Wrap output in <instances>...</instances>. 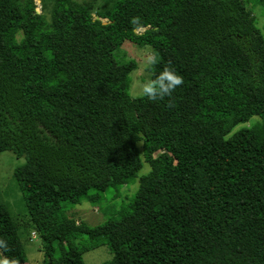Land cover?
I'll use <instances>...</instances> for the list:
<instances>
[{
  "label": "trees",
  "instance_id": "16d2710c",
  "mask_svg": "<svg viewBox=\"0 0 264 264\" xmlns=\"http://www.w3.org/2000/svg\"><path fill=\"white\" fill-rule=\"evenodd\" d=\"M40 4L0 0V153L26 160L14 175L43 264H85L103 245L105 264H264V34L247 2ZM126 42L160 57L151 75L170 64L183 84L155 102L131 97L134 68L116 56ZM144 163L118 217L91 227L66 214L101 205ZM0 242L26 264L1 190Z\"/></svg>",
  "mask_w": 264,
  "mask_h": 264
},
{
  "label": "rangeland",
  "instance_id": "374dc122",
  "mask_svg": "<svg viewBox=\"0 0 264 264\" xmlns=\"http://www.w3.org/2000/svg\"><path fill=\"white\" fill-rule=\"evenodd\" d=\"M79 2L94 1L101 4L103 0H76ZM247 6L253 11L257 19V25L264 34V3H256L255 0H245ZM38 3V0H37ZM263 3V4H262ZM39 4V3H38ZM41 4L38 5L40 10ZM153 55V49L148 46L139 47L133 43H124L117 51L116 56L124 63L131 65L134 69L129 75L130 82L128 93L133 98H138L132 94L130 87L134 79H144L150 76V72L144 70V62L147 56ZM262 118L254 116L248 122L237 125L232 132L226 137L231 138L235 133L246 127L252 126L253 123L262 122ZM25 158H18L12 151L0 153V190L3 199L8 205L12 217L19 226L21 239L27 255L26 264H43V240L36 228L30 223V215L25 199L24 192L15 178V170L25 163ZM150 171V165L144 163L143 169L138 173L136 179L130 184L120 187L117 192L109 189L104 194V200L101 205L95 206L89 201H84L82 204L68 206L66 214L78 222H84L91 227H96L104 224L111 218L118 217L121 210L128 209L132 203L138 189L139 179ZM77 244L88 243L89 238L82 236L75 241ZM113 255L106 245L97 249L91 250L84 254L85 264H105L111 261ZM7 261L0 254V264ZM8 262V261H7ZM8 264H10L8 262Z\"/></svg>",
  "mask_w": 264,
  "mask_h": 264
},
{
  "label": "clouds",
  "instance_id": "9594fccd",
  "mask_svg": "<svg viewBox=\"0 0 264 264\" xmlns=\"http://www.w3.org/2000/svg\"><path fill=\"white\" fill-rule=\"evenodd\" d=\"M161 63L158 55L147 56L144 62V70L152 72V68ZM183 77L170 64L163 65L159 72H154L144 79H134L130 85L132 94L135 96L146 98L150 102L170 97L172 92L181 84ZM2 243V242H0ZM3 264H8L4 261Z\"/></svg>",
  "mask_w": 264,
  "mask_h": 264
},
{
  "label": "built area",
  "instance_id": "2783aa9c",
  "mask_svg": "<svg viewBox=\"0 0 264 264\" xmlns=\"http://www.w3.org/2000/svg\"><path fill=\"white\" fill-rule=\"evenodd\" d=\"M36 2H37V0H36ZM38 3L40 4V0H38ZM38 3H37V4H38ZM39 4H38V5H39Z\"/></svg>",
  "mask_w": 264,
  "mask_h": 264
},
{
  "label": "water",
  "instance_id": "95a60500",
  "mask_svg": "<svg viewBox=\"0 0 264 264\" xmlns=\"http://www.w3.org/2000/svg\"><path fill=\"white\" fill-rule=\"evenodd\" d=\"M38 11H39V10H38ZM98 18H99V17H98ZM106 22H107V21H106ZM106 22H105V23H106Z\"/></svg>",
  "mask_w": 264,
  "mask_h": 264
}]
</instances>
